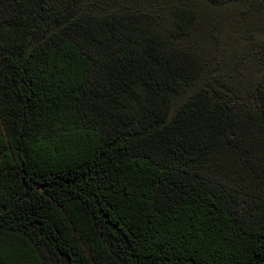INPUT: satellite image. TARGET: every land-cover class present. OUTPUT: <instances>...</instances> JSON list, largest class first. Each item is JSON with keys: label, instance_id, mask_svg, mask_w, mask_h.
<instances>
[{"label": "trees", "instance_id": "trees-1", "mask_svg": "<svg viewBox=\"0 0 264 264\" xmlns=\"http://www.w3.org/2000/svg\"><path fill=\"white\" fill-rule=\"evenodd\" d=\"M103 2L0 0V264H264V28L235 90L194 9Z\"/></svg>", "mask_w": 264, "mask_h": 264}, {"label": "rangeland", "instance_id": "rangeland-1", "mask_svg": "<svg viewBox=\"0 0 264 264\" xmlns=\"http://www.w3.org/2000/svg\"><path fill=\"white\" fill-rule=\"evenodd\" d=\"M114 4L103 2L99 6L103 9L137 7L160 10V19L164 24L168 19L166 12L174 6L186 5L194 9L197 13V27L190 36L191 39L185 42H196L198 51L204 55L209 77H218L235 90H243L240 86L245 83V71L250 72L261 61V52L252 43L247 28L251 24L256 27L260 25L254 29L256 32L264 28V17L260 22L254 20L256 16L251 14L253 10L248 4L214 7L203 0H120L119 5Z\"/></svg>", "mask_w": 264, "mask_h": 264}]
</instances>
